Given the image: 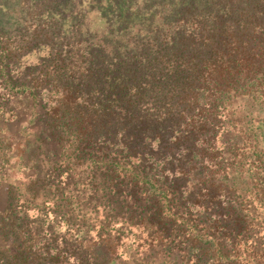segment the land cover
Masks as SVG:
<instances>
[{"label":"rangeland","instance_id":"1","mask_svg":"<svg viewBox=\"0 0 264 264\" xmlns=\"http://www.w3.org/2000/svg\"><path fill=\"white\" fill-rule=\"evenodd\" d=\"M108 1L0 0V218L9 222L14 211L27 231L47 237L56 225V244L75 264H264V156L254 139L264 98L219 110L213 133L225 135L202 146L211 152L201 162L184 161L185 146L169 136L142 141L140 156L118 154L113 164L108 144L45 138L47 92L30 85V66L55 44L69 50L79 37L89 45L88 34L111 19L101 7ZM195 165L205 175L223 169L204 208L182 188ZM4 229L0 243L13 250V227Z\"/></svg>","mask_w":264,"mask_h":264},{"label":"trees","instance_id":"2","mask_svg":"<svg viewBox=\"0 0 264 264\" xmlns=\"http://www.w3.org/2000/svg\"><path fill=\"white\" fill-rule=\"evenodd\" d=\"M120 2L101 6L111 9V19L100 33L88 34L89 45L81 48L79 37L69 50L55 44L46 61L30 66V85L47 92L45 138L83 147L108 144L117 151L113 164L118 154L140 156L142 141L169 136L185 146L184 161L201 162L211 152L202 146L225 135L213 133L220 128L219 110L264 98V0ZM12 49L6 60L13 62ZM260 121L254 139L264 156ZM202 169L193 166L196 173L182 188L187 198L198 197L189 198L190 204L204 208L223 169L207 175ZM190 183L197 191H189ZM12 214L1 215L9 222L0 218V231L12 226L17 240L13 250L0 243V264H75L73 253L56 244V225L47 237L27 231ZM70 235L79 239L75 231ZM76 259L81 263L85 257Z\"/></svg>","mask_w":264,"mask_h":264}]
</instances>
